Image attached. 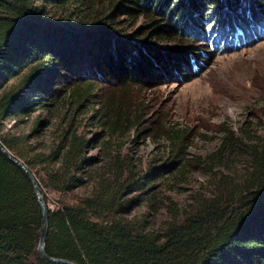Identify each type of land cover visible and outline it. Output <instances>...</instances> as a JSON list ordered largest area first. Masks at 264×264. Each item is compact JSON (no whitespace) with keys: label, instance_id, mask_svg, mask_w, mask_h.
Returning <instances> with one entry per match:
<instances>
[{"label":"trees","instance_id":"1","mask_svg":"<svg viewBox=\"0 0 264 264\" xmlns=\"http://www.w3.org/2000/svg\"><path fill=\"white\" fill-rule=\"evenodd\" d=\"M127 1L0 0V143L34 176L47 206L46 189L59 195L57 205L48 206L46 254L75 264H264V136L227 130L205 155L182 161L174 152L166 167L173 159L181 161L170 171L193 166L207 176L211 190L195 195L182 209L167 197L170 218L155 230L149 217L159 206L149 202L144 187L157 168L148 167L137 177L124 155L111 159L105 176L89 154L95 139L79 133L71 120L60 122L48 148L11 132L16 122L38 110L58 112L60 91L66 111L90 106L98 88L92 76L115 82L119 91L173 81V72H187V61L191 70L197 68L193 46L162 42L188 39L184 30L200 37L198 22L204 23L200 38L214 30L213 43L217 37L226 48L232 38L236 46L250 42V29L259 31L256 37L264 35V0ZM116 11L143 15V31L134 38L122 36L113 26ZM249 11L251 19L245 17ZM100 102V126L116 132L126 125L128 118L118 113L114 99L105 96ZM8 119L14 122L5 130ZM40 124L35 120L34 128ZM90 181L91 193L74 203L63 200ZM133 191L139 192L129 196ZM140 204L146 212L132 215ZM41 218L31 179L0 151V264H63L37 253Z\"/></svg>","mask_w":264,"mask_h":264},{"label":"rangeland","instance_id":"2","mask_svg":"<svg viewBox=\"0 0 264 264\" xmlns=\"http://www.w3.org/2000/svg\"><path fill=\"white\" fill-rule=\"evenodd\" d=\"M123 4L128 5V1L123 0ZM56 16L67 18L60 13ZM48 17L51 22L56 21L52 15ZM201 17L203 15L199 18ZM245 17L251 19V12ZM114 19L115 30L122 36H132L131 38H134L133 34L141 33L146 23L145 17L136 13L127 16L116 11ZM203 26V22H198L195 30L200 37L204 34L200 32ZM256 28L259 29L257 26ZM232 29L233 32L236 31L233 26ZM253 29L247 31L248 40L252 39L250 42L236 46L235 38H232L230 48H226L225 42L217 37V43H213L212 37L216 33L214 30L210 29L203 39L184 30L182 32L188 39L173 37L162 42V45L171 47L185 43L193 46L197 54L193 62L197 68H193L194 70H191V63L187 61V72H182V76L178 71L173 72L172 75L176 77L173 81L131 85L119 91L115 82L106 81L99 75L92 76L98 88L92 95L93 103L90 106L77 109L71 107V112L66 111V97L61 96L60 91L61 98L58 100L61 108L58 112L38 110L16 122L10 128L11 132L28 135L30 142L36 147L48 148L59 133L60 122L65 120L68 123L71 120L79 133H83L88 139H95L89 154L99 161L96 167L105 176L110 174L111 159L122 158L124 155L136 171L137 177L145 173L148 167L157 168L156 176L144 188L149 202L159 206L149 220L153 229L160 230L171 215L167 197L172 205L182 209L195 195L206 196L211 190L210 180L193 166L184 165L173 171L170 168L181 160L211 152L227 130L243 131L251 138L264 136V35L256 37L259 31L253 33ZM105 96L114 99L118 113L128 118L126 125L122 124L116 132L97 122L96 108ZM133 118L138 119V122ZM38 119L41 124L34 128L35 120ZM45 119L49 120V125H42V120ZM13 122L14 120H6L5 130ZM176 151H179L181 160L173 159L172 165L166 167L165 164ZM235 168L239 169L240 165ZM93 186L94 182L90 181L62 198L74 203L80 196L91 193ZM46 191L48 206L54 208L59 195L47 189ZM138 192L133 191L129 196H135ZM146 209L144 204H140L131 214L139 216Z\"/></svg>","mask_w":264,"mask_h":264},{"label":"water","instance_id":"3","mask_svg":"<svg viewBox=\"0 0 264 264\" xmlns=\"http://www.w3.org/2000/svg\"><path fill=\"white\" fill-rule=\"evenodd\" d=\"M0 151L13 163L17 164L31 179L34 187V191L38 200V203L41 208L42 218H41V227H40V236L37 244V253L38 255L48 261L51 262H57V263H63V264H75L69 260L62 259V258H54L50 257L45 252V241L48 233V224H49V211L48 206L45 204L43 197L41 193L39 192L37 182L34 178V176L29 172V170L26 168V166L17 158H15L4 146L0 143Z\"/></svg>","mask_w":264,"mask_h":264}]
</instances>
